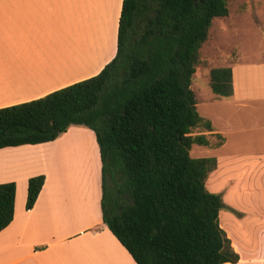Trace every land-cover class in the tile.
I'll use <instances>...</instances> for the list:
<instances>
[{
  "label": "trees",
  "instance_id": "1",
  "mask_svg": "<svg viewBox=\"0 0 264 264\" xmlns=\"http://www.w3.org/2000/svg\"><path fill=\"white\" fill-rule=\"evenodd\" d=\"M228 15L227 0H123L117 54L99 74L0 108V149L51 142L74 125L95 132L103 220L137 264L240 260L220 224L223 195L206 186L218 159L191 154L212 146L194 134L213 126L191 86L214 19ZM210 86L232 97V67L211 69ZM45 180L29 179L28 210ZM16 190L0 184V233L14 219Z\"/></svg>",
  "mask_w": 264,
  "mask_h": 264
},
{
  "label": "crops",
  "instance_id": "2",
  "mask_svg": "<svg viewBox=\"0 0 264 264\" xmlns=\"http://www.w3.org/2000/svg\"><path fill=\"white\" fill-rule=\"evenodd\" d=\"M122 6L123 0H0V108L99 74L117 54ZM237 47L229 103L239 111L256 102L264 111V46L255 52ZM212 126L206 134L221 135L223 146L224 133ZM76 155L84 176L75 169ZM216 158L211 174L220 177L225 171ZM102 166L90 128L70 127L51 142L0 149V184L17 185L14 219L0 233V264H137L104 223ZM250 172L262 179L264 160H255ZM40 174L46 180L28 210L29 179ZM225 202L232 211H220V224L240 260L224 264H264V191H234Z\"/></svg>",
  "mask_w": 264,
  "mask_h": 264
},
{
  "label": "rangeland",
  "instance_id": "3",
  "mask_svg": "<svg viewBox=\"0 0 264 264\" xmlns=\"http://www.w3.org/2000/svg\"><path fill=\"white\" fill-rule=\"evenodd\" d=\"M229 15L214 19L207 42L201 49V62L193 77L192 88L196 92L199 113L213 122L217 131L223 132L226 141L217 147L223 138L212 135L211 148L195 144L191 154L193 157H219L224 170L222 176L209 175L206 186L209 191L222 193L226 208H232L225 202L228 193L247 190L264 191V177L251 176V166L255 160H264V111H259L258 103L254 108L236 110L230 99L213 93L210 86V71L216 67L231 66L238 58V45H242L245 52H255L264 46V0H227ZM262 30V32H261ZM72 127L86 128L74 125ZM194 134L207 133L201 127L194 130ZM209 136V135H208ZM217 147V148H215ZM77 158L75 169L85 175L84 161ZM80 176V177H82ZM83 178V177H82ZM82 192V188L78 189ZM226 224L232 229L234 225ZM259 241V238H257Z\"/></svg>",
  "mask_w": 264,
  "mask_h": 264
}]
</instances>
